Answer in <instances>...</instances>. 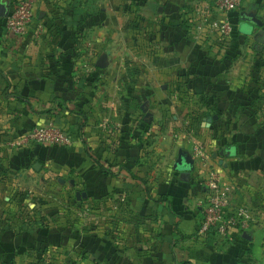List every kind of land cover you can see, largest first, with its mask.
I'll use <instances>...</instances> for the list:
<instances>
[{
	"label": "crops",
	"instance_id": "1",
	"mask_svg": "<svg viewBox=\"0 0 264 264\" xmlns=\"http://www.w3.org/2000/svg\"><path fill=\"white\" fill-rule=\"evenodd\" d=\"M263 1L244 0L232 15L234 41L261 39L255 26L264 25ZM190 2L166 0L160 11L178 15ZM105 5L112 15V0ZM36 11L35 23L22 36L7 32L6 17L0 21V264H264V133L235 132L213 158L223 180L233 186V200L250 205L256 223L226 237L201 236L203 167L194 159L192 170L176 169L179 152L188 155V142L162 140L154 123L136 118L130 91L122 78L109 74L108 67L121 59L113 38L91 43L105 47L108 55L100 88L97 76L81 72L90 57L89 51L77 54V0H37ZM252 12L262 25L243 18ZM242 21L251 32L240 33ZM177 24L172 18L162 24L157 53L142 56L144 63L153 62V79L143 77L138 94L154 96L158 103L149 108L146 99L139 110L171 107L165 99L175 86L167 82L181 73L183 89L177 95L190 90L200 105L239 111L240 128L263 125L247 111L264 109V86L257 84L261 80L254 77L251 58L232 61L211 49L200 51V58ZM51 120L70 131L75 143L10 146L34 125ZM152 131L158 140L154 152L147 153ZM48 178L77 193L74 226L66 216L34 215L37 205L48 213ZM102 207L105 216H83Z\"/></svg>",
	"mask_w": 264,
	"mask_h": 264
},
{
	"label": "rangeland",
	"instance_id": "2",
	"mask_svg": "<svg viewBox=\"0 0 264 264\" xmlns=\"http://www.w3.org/2000/svg\"><path fill=\"white\" fill-rule=\"evenodd\" d=\"M5 1L8 2L7 10L9 12L13 2L12 0ZM190 1L192 2L186 3L183 8L179 9L178 15L173 12L172 14L166 15L163 11H160L162 6H166V0H112L113 14L111 15L106 14L105 10H103V8H105L103 6H106V0H77V54L84 55L83 51H89L85 53V55L89 56L90 59L89 61L87 60L86 64H82L83 69L81 72L85 76H89L90 79L97 76V86L101 88L105 84L104 77H102L101 74H103L104 70H107V64L103 67H98L97 63L100 58H104V62H106L105 59L108 55L103 53L106 51L105 47L101 45L98 48H94L91 43L113 38L114 45L112 48L114 49V53L119 54V58L121 59L116 61L111 67H108L109 74L113 77L119 76V79L122 78L123 83H125L123 85L130 91L128 94L130 102L137 103L135 108L136 110L138 109L136 118H139L140 122H144L146 125L154 123L156 127H153V129L159 132L162 131V133L156 134L158 137L160 136L162 140L166 138H170L173 141L182 140L185 142L186 140L188 143L184 146L185 150H187L186 152L188 155H191L193 159H195V147L203 146L204 150L214 161L213 158L217 157L221 148L227 143L230 144L229 142L231 140H234L235 132L243 130L245 131V135H248L254 132L253 130H255V132L256 130H260L264 133V123L258 128L255 126L240 128L238 127L241 119L239 111L231 110L221 112L214 106L211 108L205 106V102L200 105L202 100L197 99L196 101L192 99L193 96L189 95V92H191L190 90L189 92L186 91L183 95H177L175 91L181 92L183 89V82L179 79L181 73H179L174 81L167 82L175 86L172 90V95H166L165 99L167 103H172V106L162 109L158 108V105H156L157 109L152 108L151 112L148 111L149 113L144 109V112H142L139 110V106H143L147 100L150 101L149 108H151V106L155 107L153 103H158V100H155V102L153 101L154 96H141L138 94L137 87L142 83L143 77H147L150 80L153 79V62L144 63L145 61L142 56H152L157 53V42L162 37L159 28L162 24L165 26L168 25L169 19L171 20L172 18L173 22H176V24L178 23V27L180 26L183 30L184 36L197 46L195 47L199 50L198 54L200 58V51H205L207 49H211L210 51H212L216 57L224 56L232 61L238 60L237 57L243 60H249V58H251V67L254 72V77L257 81L261 80L257 82V84L263 87L264 25L261 26V29L255 26V29L260 30L258 39H261H257L258 41H255L253 36L252 39L254 40L246 38V41L243 43H237L233 38L227 45H221L217 42L210 43L211 41L203 40L199 36V32L193 27L194 23H190L188 20V17L192 13L191 6L197 3V0ZM5 17L6 16H0V21L4 22ZM247 22H241L239 29L240 33L246 34L251 32L252 28ZM109 28L111 30L107 33L106 29ZM236 34L237 33H235V35ZM177 35L180 37V34ZM202 44L209 46L204 48ZM177 88H180V90ZM262 96L263 94L252 98L250 103H255V101ZM258 108L247 109L248 115L259 120H264V109ZM149 119L152 120L149 122ZM155 132L149 135L154 139H147V153H152L155 150L153 146L156 140H158L154 137ZM27 181L29 182L28 179L24 180V182ZM46 182L49 187L44 194V199H46L44 204L48 203L47 205H49L48 213L45 212L47 208H41L37 205L33 209L35 212L34 215L39 213L40 216H42V214L44 216H47V214L50 216H66L71 222L69 225L74 226L73 222L77 216V202L79 201L77 199V193H74L72 190L69 191L70 187L64 190L60 183L52 180V178H48ZM31 184L32 182H30V185ZM36 198L37 197H35V199ZM238 203L245 202L238 201ZM245 204L252 210L250 205L247 203ZM5 212H8V210H5ZM22 212L23 210L19 207L17 214L20 215ZM104 212V207L95 209L94 211L87 209L83 213V216L87 218L90 217V215L94 216L96 214L105 216Z\"/></svg>",
	"mask_w": 264,
	"mask_h": 264
},
{
	"label": "built area",
	"instance_id": "3",
	"mask_svg": "<svg viewBox=\"0 0 264 264\" xmlns=\"http://www.w3.org/2000/svg\"><path fill=\"white\" fill-rule=\"evenodd\" d=\"M244 0H197L192 5L188 17L203 40L227 45L235 32L232 15L241 7ZM37 0H13L12 7L5 19L9 34L25 35L37 19ZM264 7V1H263ZM76 141L72 133L54 121L34 125L23 137L10 143V146L33 144L71 146ZM194 158L203 167L204 174L199 178L205 190L201 200L202 218L198 233L205 236L215 233L229 236L235 230H247L256 219L253 211L245 203L233 200V186L225 182L210 155L203 146H196Z\"/></svg>",
	"mask_w": 264,
	"mask_h": 264
},
{
	"label": "water",
	"instance_id": "4",
	"mask_svg": "<svg viewBox=\"0 0 264 264\" xmlns=\"http://www.w3.org/2000/svg\"><path fill=\"white\" fill-rule=\"evenodd\" d=\"M8 2L7 1H3V0H0V16L1 17H4V16H7L8 15ZM243 18L247 21H251V22H254L256 24H260L262 25V21L259 20L257 17H256V14L254 12L248 14L247 16L246 15H243ZM97 66L98 67H103L105 66V62H104V58H100L98 63H97ZM37 167V166H36ZM174 167L177 169V168H186L188 170H192L193 167H194V159L191 155H186L183 151H180L179 152V156L174 164Z\"/></svg>",
	"mask_w": 264,
	"mask_h": 264
},
{
	"label": "trees",
	"instance_id": "5",
	"mask_svg": "<svg viewBox=\"0 0 264 264\" xmlns=\"http://www.w3.org/2000/svg\"><path fill=\"white\" fill-rule=\"evenodd\" d=\"M189 20V19H188Z\"/></svg>",
	"mask_w": 264,
	"mask_h": 264
}]
</instances>
